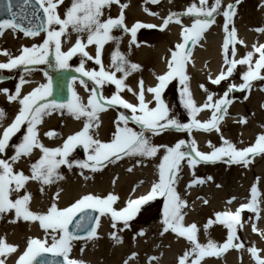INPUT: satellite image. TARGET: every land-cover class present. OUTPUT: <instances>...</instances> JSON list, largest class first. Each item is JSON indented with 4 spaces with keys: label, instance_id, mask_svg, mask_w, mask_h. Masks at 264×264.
<instances>
[{
    "label": "snow or ice",
    "instance_id": "1",
    "mask_svg": "<svg viewBox=\"0 0 264 264\" xmlns=\"http://www.w3.org/2000/svg\"><path fill=\"white\" fill-rule=\"evenodd\" d=\"M160 0H145V3L158 4ZM25 4L29 0H24ZM39 7L37 12H43L41 24H32L30 27H24L15 19L16 13L12 10L11 0L0 7H4L10 18L0 19V34L6 29L23 32L26 37H35L39 35L40 30L46 33V38L39 45L33 44L31 47L22 46L19 55L12 57L7 50L0 51V55L9 56L7 62L0 63V69H14L23 65L49 64L58 69H68L69 60L79 54L80 64L74 70L80 74V84L89 92L87 102L84 103L81 97L73 88L76 77H73L68 84L69 98L66 102L58 103L55 100H49L52 95L51 80L32 89L28 94L21 97V86L25 83L21 76L20 83L16 85L14 94H10L8 89H0L6 95L8 100L18 101L20 107L14 119L6 127L2 122L6 118L5 112L0 109V217L4 214L14 211L15 217L10 223H16L17 220L35 221L44 231L45 238H28L26 247L15 260V264H59L54 259H46L44 254L51 253L52 256L63 257L62 264H84L82 260L70 259L71 242L73 240L98 238L97 228L99 227L101 217H110L111 227L117 229L118 223L123 227L117 229L123 231L129 228V221L133 220L141 207L157 198H162V231L163 236L167 232L174 233L177 237L185 238L190 248L184 252L178 259V264H188L189 257L191 264H201L204 257H219L229 249L241 250L245 245L237 235L238 228L243 227L241 213L247 210L254 215L252 219V231L264 238V232H259L256 221L260 219V207L258 203V189L256 184L251 186V199L248 203L241 204L235 212L221 211L216 212L215 221L209 219L204 225L205 234L207 229L213 223H219L227 229V237L224 243L219 244L208 239L206 244L198 240V227L195 223L185 225L183 209L187 207V201L184 200L176 190L182 168V162H186L190 169H194L200 163H215L223 161L228 164H238L247 167L252 158L256 155H264V132L258 134L255 142L250 146L238 148L230 140L225 139L220 132V124L228 114V106L233 103L230 94L234 91H245L251 89V82L254 80H264V44H253L252 50L247 51L239 59L237 56L236 45H244L242 40L237 38V30L232 24V18L236 14V4L222 5V0H213L209 6L208 0H199V4L189 5L185 12H170L162 18V23L157 26L141 22L134 23L128 27L125 23L124 9L126 4L121 0H71L68 7L64 9L63 17L58 12V7L63 4V0H35ZM112 4L120 7V14L116 18L104 17V9L110 8ZM148 12V9H144ZM156 15V13H149ZM220 14L224 18L223 31L225 33L222 44L224 68L209 80L214 85H219L222 81L230 78L237 66H247L246 71L242 72V83L239 85L229 84L223 95L214 98L213 93L209 92L203 84L201 90L205 93L206 99L202 104L197 105L192 97L189 87V75L186 73V65L191 63V46L197 44L203 33L215 23V16ZM35 15V13H33ZM189 16L192 18L190 26L182 24L181 17ZM39 19V17H37ZM175 22L180 25L181 42L170 49V58L167 59V70L163 74L155 75L157 83L145 89L144 81L138 82V90L129 87L125 80L135 71L140 70V66L128 60L127 56L119 50V37L113 36L114 29L122 30L125 34H130L131 40L129 47L137 45V30L141 28L159 27L164 30L170 23ZM258 32H264V28L256 29ZM72 34L76 35L75 43L67 50H62V37L67 40ZM112 41L116 48L111 52L110 63L107 67L103 63V48L106 43ZM94 46V55H91L86 49ZM138 46V45H137ZM246 47V45H244ZM258 54V58H255ZM51 56V59L49 57ZM54 61V64H53ZM86 61H92L97 68L86 70L84 65ZM117 73L121 74L117 76ZM87 81H91L89 89ZM178 80L180 103L187 111L188 122L182 123L174 116L169 115L168 105L163 100V92L167 85ZM105 85H114L115 91L111 96L106 97L103 94ZM133 94L137 103L133 104L126 101L120 95L123 91ZM264 90V89H262ZM151 95V100H146L145 93ZM248 97L245 96V99ZM154 105V106H150ZM119 106L127 109V113H119L116 120V130L110 142L104 143L95 139L90 130L98 127L99 114L109 108ZM264 107V105H262ZM210 111V117L201 121L198 115L205 111ZM65 111L74 119L83 120V127L74 134L68 135L61 146L54 148L46 147L40 142L37 126L42 123L45 116L52 115L53 112H59L61 115ZM129 123L135 124L138 130L129 127ZM240 124L247 123L246 117L239 119ZM123 125V126H121ZM24 128V134L17 144H10L12 138ZM264 127V126H262ZM169 130L188 133L189 140L180 139L174 145H156L152 143V137ZM194 131L211 132L216 131L220 134L221 146L215 147L208 142L212 148L209 153L198 150L197 143L192 137ZM150 134V135H149ZM49 138H53L55 133L50 130L45 133ZM82 147L86 159H69L73 151ZM14 149L11 156H7V149ZM34 149H38L40 156L35 162L30 163L31 175H25L23 171H16V164L22 157H29ZM163 151V156L158 157V153ZM127 157L159 158L158 179L151 184L150 190L137 198H129L125 206L117 210L114 205L118 201V196L112 193L104 197L92 193L84 194L76 199L70 205L60 208L55 202L59 196L57 192L46 212H33L29 208L31 195L26 191L25 185L28 181H37L42 186L52 184L64 177L58 171L61 166H66L69 170L77 167L81 170L90 169L95 172L105 166L107 163H115L118 160ZM141 161L138 160L137 164ZM127 171H132L131 168ZM83 174V172H81ZM195 177V174L193 173ZM85 179H88L85 176ZM211 180L212 177H207ZM259 179V178H257ZM203 178H194L187 187L194 184L204 183ZM220 187V185H217ZM25 189L23 195L11 199L12 193H19ZM43 192V187H41ZM232 199H235L234 197ZM207 203V201H204ZM231 203V199L227 201ZM95 213V214H94ZM71 226V227H70ZM83 233V235H81ZM139 236L145 233L141 229ZM116 242L122 243V239L116 232L110 234ZM135 238V237H134ZM18 246L8 244L6 240L0 237V264H6L10 254H15ZM83 251V249L81 250ZM255 264H264V259L259 255L260 250L253 243L247 248ZM132 253L124 264L136 257ZM39 258V259H38ZM157 259L149 257V262Z\"/></svg>",
    "mask_w": 264,
    "mask_h": 264
},
{
    "label": "bare ground",
    "instance_id": "2",
    "mask_svg": "<svg viewBox=\"0 0 264 264\" xmlns=\"http://www.w3.org/2000/svg\"><path fill=\"white\" fill-rule=\"evenodd\" d=\"M236 0H222L223 6H227L230 3H235ZM144 2V3H143ZM71 3V0H63V4L58 7V12L63 17V12L66 7ZM193 3L199 4V0H160L157 4V8L153 10L156 15H148L144 9H149L151 3H145L141 0H126L127 7L124 9L125 23L128 27L137 20L150 24L156 23V25L162 22V18L166 17L170 12H178V9L185 12L187 7ZM213 3V0H208L209 6ZM253 3L258 7L253 8ZM242 6L236 11L235 14V28L237 30V38L244 42V45L237 44V56L239 59L247 51L252 50L253 44L259 45L264 42V32L261 35L253 33V27L251 26L250 17L260 16L262 28H264V0H244ZM159 7V8H158ZM152 8V7H151ZM120 13V7L117 4H112L110 8L104 9V18L108 16L113 17L115 14ZM184 23H192V18L189 16L184 17ZM222 19V18H221ZM220 18L215 19V23L207 29L203 37L200 40V44L195 45L191 50V63L186 65V73L189 75V87L192 97L196 101L197 105L202 104L206 99L205 93L201 90L200 85L211 93L215 94L214 98H219L220 94L217 93L219 85H212L209 83V76L213 78L217 75L221 68L220 64V47L223 43V26L219 24ZM177 26L174 23H170L163 31L157 30L153 32H144L146 36L144 40L138 41V33L141 29L137 30V44L144 41V44L132 45L129 47L130 34H123L121 30L114 29L113 36L119 37V50L124 53L128 60L131 62L134 59L141 62L140 70L135 71L128 76L125 83L131 87L134 91L138 90V82L142 79L144 81L145 89L148 88L155 80V75L160 73L166 65L167 59L164 57L173 49L174 43L180 37V32L177 30ZM151 34V35H150ZM148 35V36H147ZM46 38V33L39 34L35 37H25L24 35H16L12 30H4L0 34V51L7 50L11 55L14 52L19 51L22 46H32L42 43V40ZM263 38V39H262ZM76 35L72 34L67 40L62 37V48L65 49L68 46L75 43ZM116 48V44L109 41L103 48V63L107 67L110 63L111 52ZM91 55H94V46H89L86 49ZM258 57V54L255 58ZM0 55V60L2 59ZM3 61V60H1ZM90 62V61H89ZM87 65L89 64L86 62ZM91 63V62H90ZM90 65V64H89ZM91 67V66H89ZM92 68V67H91ZM247 66H237L232 76H238L242 72L246 71ZM155 74V75H154ZM24 80L25 85L21 87L20 95L28 94L32 89L41 85L44 81V77L41 72L35 70H29L25 73ZM117 76H120L117 73ZM143 78H141V77ZM172 82V81H171ZM170 82V83H171ZM6 83V82H5ZM169 83V84H170ZM261 80H254L251 82V89L247 92V99L233 100V103L228 106V114L220 124V132L225 139L230 140L238 148L250 146L255 142V138L258 134L264 132V116H260L264 111V90H259L261 86ZM167 85L166 89L168 88ZM5 84H2V86ZM1 88V87H0ZM74 90L84 100L87 94H84L83 88L75 82ZM238 91L231 93L232 96ZM123 96L128 97L131 101L137 103L132 93L128 91L121 92ZM83 97V98H82ZM7 95L4 92H0V109H2L6 118L2 122L9 120L12 114L18 108V101L5 102ZM146 100H151V95L145 93ZM154 106V105H150ZM249 106V107H248ZM103 113V112H102ZM99 114L98 127H94L90 130L95 139H99L101 142L106 143L110 136H113V131L116 130L117 116L112 114L110 110L105 113ZM247 123L240 124L239 119L246 117ZM210 117V111L205 110L198 115V119L201 121ZM57 126L58 130H55ZM123 126V125H121ZM83 127V120L74 119L66 111L63 115L59 112H53L50 116H45L42 123L39 124L38 132L40 142L46 147L54 148L61 146L63 140L76 130H81ZM2 127H0L1 131ZM54 131L53 138H49L45 135L46 131ZM111 134V135H110ZM150 135V134H149ZM162 134L152 137V143L160 145ZM169 137H171L169 135ZM192 137L195 139L200 151L209 153L212 148L208 146V142L215 147L221 146L220 134L216 131L203 132L194 131ZM202 151V152H203ZM39 150L34 149L29 157H22L16 164L14 169L16 171H23L25 175H31L30 163L35 162L39 158ZM163 152L158 153V157L163 156ZM76 159L75 150L71 154L70 158ZM141 158L130 157L123 162L114 163L109 165L105 162V166L98 171H91L90 169L81 170L77 167L69 170L66 166H61L58 170L64 177L61 180H57L52 184L41 185L37 181H28L25 185L26 191L31 195L29 202V208L33 212H46L47 208L52 202V198L55 195L54 188L58 187L59 196L56 199L58 207L64 208L67 204L72 203L78 197L83 194L92 193L101 197L106 196L109 193L118 196V201L115 206L123 207L126 201L133 196L142 192H146V189L158 179L159 158ZM141 162L137 164V161ZM261 161V162H260ZM220 161L215 163H200L191 170L187 163L184 162V168L179 173L180 179L176 184V190L181 197L187 201V207L183 209L185 225L195 223L198 227V240L202 244H206L208 239H211L219 244L224 243L227 237V229L219 224L213 223L207 229L205 234L204 225L209 219L215 221V213L221 211H232L235 207L241 203L240 200H247L251 198V186L256 184L258 188L259 207H260V221L256 226L259 232H264V155H256L252 158L251 163L247 167H242L238 164H232L231 167L219 164ZM259 163V164H258ZM218 164V168L215 166ZM200 165H206L211 171V180L198 176ZM209 165V166H207ZM106 167V168H105ZM67 168V170L65 169ZM131 168L132 171H127ZM215 169V170H213ZM85 171V172H84ZM83 172V174H81ZM195 174V177L193 176ZM85 176L88 179H85ZM208 176V177H209ZM254 176H258L261 180L256 183ZM194 178H203L204 183L194 184L192 187H187L190 181ZM134 182V183H133ZM135 188H132V184ZM212 184V185H211ZM216 185V186H215ZM220 185V187H217ZM43 187V192H41ZM25 189H21L19 193H12L10 198L15 199L19 195H23ZM53 190V191H52ZM57 193V192H56ZM230 193V197H227ZM143 194V193H142ZM140 194V195H142ZM53 195V196H52ZM139 196V195H138ZM231 203H227L231 198ZM204 201H207L205 203ZM204 206V207H203ZM248 211H244L246 214ZM15 217L14 211H10L0 217V237L4 238L8 244L18 246V251L15 254H10L6 260V264H12V261L16 256L23 252L26 247L27 239L30 237H36L40 239L45 238L44 231L39 227V223L35 221H24L23 219L17 220L16 223H10L9 221ZM243 223L242 235L244 240L255 245L260 250V257L264 259V238L253 234L252 221L248 224L241 220ZM123 225L118 223L117 229L122 228ZM111 227L110 218L101 217L99 227L97 228L98 238L92 240L79 239L75 240L72 249L70 259L82 260L84 264H124V261L132 254L136 253V257L129 261V264H178V259L184 254L186 250L190 248L189 242L182 237H177L172 232H167L163 236L160 235L162 231L160 225L154 224V226H148L147 232L144 236H139L137 233L133 234L132 228H126L123 231H118ZM116 232L117 236L122 239V243L116 242L110 236L111 233ZM211 234V235H210ZM135 237V238H134ZM83 249V251H81ZM238 253V255H237ZM241 253V255H239ZM149 257H156L157 259L149 262ZM189 257L188 264H191ZM253 259L251 255L243 250L229 249L221 254L219 257L211 256L204 257L201 260V264H251Z\"/></svg>",
    "mask_w": 264,
    "mask_h": 264
},
{
    "label": "rangeland",
    "instance_id": "3",
    "mask_svg": "<svg viewBox=\"0 0 264 264\" xmlns=\"http://www.w3.org/2000/svg\"><path fill=\"white\" fill-rule=\"evenodd\" d=\"M125 1L126 0H121V3H123V4H125ZM141 1H145V0H141ZM256 2H258V0H255ZM243 2H244V0H239V3L238 4H236V1H235V3H233V4H236V11L242 6L241 4H243ZM144 3V2H143ZM223 5V4H222ZM152 7V8H151ZM255 7H258L257 6V4H254L253 3V8L255 9ZM155 8H157V4H152L151 3V6H150V9H152V10H155ZM159 8V7H158ZM176 13H183V11H181V10H179L178 9V12H176ZM114 18H116V17H118V15L117 14H115L114 16H113ZM185 16H182L181 17V21H182V24L184 23V21L183 20H186L185 18H184ZM235 17L236 16H234L233 18H232V24H230L229 25V27L231 28L232 26H234L235 24ZM104 18V17H103ZM191 18V17H190ZM217 18H220V20L221 21H219L220 23L219 24H221L222 26L224 25V18H223V16L222 15H220V14H217L216 16H215V19H217ZM222 18V19H221ZM261 18H260V16H256V17H250V24H251V26L253 27V33L254 34H257V31H256V29H258V28H261L262 27V23H261V20H260ZM235 27V26H234ZM122 31V30H121ZM155 32V31H157L156 29H155V27H154V29L153 28H142L141 29V31H140V36H139V39L140 40H144V37L146 36V34H144V32ZM151 35V34H150ZM148 36V35H147ZM143 42V44H144V41H142ZM170 56V55H169ZM169 56H164L165 58H170ZM49 59H51V56L49 57ZM80 56H79V54H77L76 56H73L72 57V59L71 60H69V69H72V70H74L76 67H78L79 66V64H80ZM86 62H88L89 63V61H86ZM132 63H136V64H138L139 66L141 65V62H139V61H137V60H133V61H131ZM53 64H54V61H53ZM89 65V64H88ZM90 65L91 66H96L94 63H90ZM30 67H32V68H35V67H37V68H42V69H44L45 67L47 68V76H48V78H50V76H51V73H53L54 71H57L58 70V68H55L54 66H50L49 64H47V63H45V64H38V65H31L30 64V66L29 65H24V66H22V67H20L19 69H16L14 72H8V73H6V72H0V77H2L3 78V80H7V81H9L12 85V87H13V85H14V83H15V81L18 79V78H21V74H22V72H24V71H26V70H28ZM84 67H87V63H85V65H84ZM25 68H27V69H25ZM24 70V71H23ZM75 71V70H74ZM46 72V71H45ZM49 72V73H48ZM263 72H264V70H263ZM134 72H132L131 74H133ZM130 74V75H131ZM129 75V76H130ZM141 77V76H140ZM241 76L240 75H238V76H231L230 78H228L227 80H224V81H222L220 84H219V87H218V91H217V93L218 94H221V95H223V93H224V91L228 88V86H229V84H231V82H234L235 80L236 81H240L238 84H240V83H242V80H241V78H240ZM80 78V77H79ZM141 78H143V77H141ZM81 79V78H80ZM80 79H76V81H78L77 83L79 84V85H81L80 84ZM84 79V78H83ZM2 80V81H3ZM86 82H87V84H88V87H89V89L91 88V81H87V78L86 79H84ZM1 82V81H0ZM82 86V85H81ZM83 87V90H84V92H85V94H87V96L86 97H84V100H82V102H84V103H86L87 102V97H88V95H89V92L88 91H86L85 90V87L84 86H82ZM115 91V86H112V85H105L104 87H103V94L107 97V96H111V94L113 93ZM249 90H245V91H239L237 94L235 93L234 95H233V97H234V100H238V101H241V100H243L244 102H245V100H244V98H245V96L247 95V92H248ZM162 96H163V100L165 101V103L168 105V108H169V115L170 116H174L175 118H177L179 121H181L182 123H187L188 122V114H187V111L184 109V107L181 105V103H180V95H179V84H178V80H173L170 84H169V86H168V88L166 89V91L164 90V93L162 94ZM83 98V97H82ZM48 99L49 100H51L49 97H48ZM249 107V106H248ZM261 107H262V105H261ZM109 110L110 111H112V112H114L115 113V111L113 110V108H109ZM106 111H108V109L106 110ZM106 111H104L103 113H105ZM119 111V113H127L129 116L131 115V113L130 112H128V110L127 109H122V110H118ZM262 111H264V110H262ZM102 113V114H103ZM248 116H250V115H246V118H249ZM260 116L262 117V116H264V112L262 113V114H260ZM130 125H131V127L133 128V129H135V130H138V128H137V126L135 125V124H132V123H130ZM56 128H55V130L57 131L58 130V128H57V126H55ZM23 134H24V128H22V130L20 131V132H18L13 138H12V140L10 141V144H17V143H19L20 142V140H21V137L23 136ZM162 135H161V137H160V140H158V141H156V142H161L160 143V145H169V146H171V145H174L178 140H180V139H185V140H189V136H188V133H186V132H177V131H175V130H169V131H165V132H163V133H161ZM169 135L171 136V137H169ZM239 145H243V143H241V144H239ZM239 145L237 146V147H239ZM78 147H80V146H78ZM80 152L82 153V151H83V148H81L80 147ZM13 151H14V149L12 148V147H9L8 149H7V153H6V155L7 156H11L12 154H13ZM75 152H76V159H79V160H84V159H86L85 157H83L82 155H81V153H79V152H77V150H75ZM163 152V151H162ZM40 152H38V154H39ZM81 156H80V155ZM40 155V154H39ZM82 157V158H81ZM128 158H130V157H127V156H125L123 159H121V160H118V161H116L115 163H118V162H123L124 160H127ZM70 159H75L74 157L72 158H70ZM261 162V161H260ZM114 163H108V166H106L108 169L110 168V166L109 165H113ZM219 164H223V165H225V166H228V167H231V165L232 164H228V163H225V162H223L222 160H221V162L219 163ZM259 164V163H258ZM207 166H209V165H207ZM218 164L215 166V169H217L218 167ZM105 167V168H106ZM73 168H75V167H73ZM72 168V169H73ZM184 168V162H182V168H181V170ZM66 170H67V168H65ZM209 169H211L210 167L209 168H207L206 167V165H201L200 166V168H199V173H198V176H200V177H203L204 179L205 178H207L209 175H211V171L209 170ZM215 169H213V170H215ZM67 172H69V169H68V171ZM85 172V171H84ZM257 178H259L258 176H254L252 179H254V181L256 182V183H258L261 179L259 178V179H257ZM134 183V182H133ZM133 183L131 184L132 185V188H135V186H133ZM212 185V184H211ZM216 186V185H215ZM258 189V188H257ZM54 192H55V194H56V192H58V190H59V188L58 187H55L54 189ZM52 190V191H53ZM53 196V195H52ZM227 197H230V193H228V195H227ZM115 206V205H114ZM162 207H163V200H162V198H159V199H156V200H154V201H150V202H148L147 204H145V205H143L142 207H141V210L138 212V214L136 215V217L133 219V220H131V221H129V225H130V227H129V229L130 228H134L133 229V234H135V233H137V232H139L141 229H143V231H144V233L145 232H147V228H148V226H151V228H152V226H154V224H157V226H158V224L160 225V227H161V229H162V225H161V219H162ZM204 207V206H203ZM254 215L255 214H253V213H251V212H247L246 214H245V217H244V219H243V221L244 222H246V223H248V224H251V220L252 219H250V218H252V217H254ZM106 218H110V217H106ZM264 220H262V222H263ZM256 222H259V223H261V221L259 220V221H256ZM253 234H255V233H253ZM211 235V234H210ZM237 235L241 238V240L243 241V243H244V245H245V248H244V250L248 253V251H247V248L248 247H251L252 246V244H250V242H248L247 240L245 241L244 240V237H243V235H242V228H238V231H237ZM256 236H258V237H260V235L258 234V232H257V234H256ZM75 240H73L72 242H74ZM71 242V251H70V253L69 254H71L72 253V249L75 247L74 245H73V243ZM241 250H243V249H241ZM250 254V253H249ZM237 255H238V253H237ZM239 255H241V253L239 254ZM252 264H254V263H252Z\"/></svg>",
    "mask_w": 264,
    "mask_h": 264
},
{
    "label": "water",
    "instance_id": "4",
    "mask_svg": "<svg viewBox=\"0 0 264 264\" xmlns=\"http://www.w3.org/2000/svg\"><path fill=\"white\" fill-rule=\"evenodd\" d=\"M68 75L65 74L61 79H55V88L53 90V96L55 100L63 101L67 97L66 93V81H67Z\"/></svg>",
    "mask_w": 264,
    "mask_h": 264
}]
</instances>
